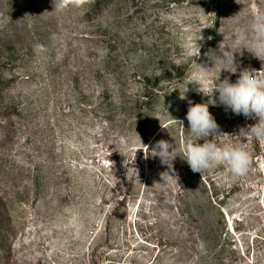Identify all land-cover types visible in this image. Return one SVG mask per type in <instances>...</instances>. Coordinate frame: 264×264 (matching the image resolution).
Listing matches in <instances>:
<instances>
[{"label": "rangeland", "instance_id": "rangeland-1", "mask_svg": "<svg viewBox=\"0 0 264 264\" xmlns=\"http://www.w3.org/2000/svg\"><path fill=\"white\" fill-rule=\"evenodd\" d=\"M256 9L264 0H86L63 13L0 0V264H264V144L243 142L244 176L194 173L179 152L188 101L207 100L193 84L180 99L183 79L213 67L205 53L239 51L221 80L261 69L244 49ZM209 111L229 135L258 122ZM159 140L177 148L178 181L145 159Z\"/></svg>", "mask_w": 264, "mask_h": 264}, {"label": "clouds", "instance_id": "clouds-1", "mask_svg": "<svg viewBox=\"0 0 264 264\" xmlns=\"http://www.w3.org/2000/svg\"><path fill=\"white\" fill-rule=\"evenodd\" d=\"M85 2L86 0H52V11L63 13L69 7H81ZM249 31L251 35L244 49L262 62L260 70L244 68L240 71L235 83L230 82L228 78L221 80V70H227L233 74L237 72L235 53L239 52L226 46L223 41L219 44L218 51L210 48L205 53L213 67L197 63L198 74L183 79L185 88L183 94H180V99H186L185 93L189 90V84L196 86L197 93L207 97L206 102L203 103L193 104L191 100L188 101L186 119L189 123L188 131L193 138H187L179 146L183 160L194 173L199 172L203 175L213 165H218L226 167L234 176H244L251 167L252 156L245 149L243 142L254 139L264 144V9H256L252 13ZM208 39L211 40L212 37L209 36ZM199 40H203V37L200 36ZM200 48L201 45L198 44V51L193 54V57L200 56ZM215 69L219 70V75L209 81L206 74ZM210 105H223L226 111L230 109L236 115L242 114L245 118L257 119L258 122L241 127L236 135L223 133L209 111ZM176 121L183 126V120ZM225 136L236 137L240 143L220 142L219 138ZM200 140H203V143H199ZM144 152L145 159L149 156L159 157L161 163L167 165L169 171L161 173L163 180L165 177H174L178 181V177L170 174L175 172L173 161L178 157L175 144L159 140L154 147ZM123 163L127 167L128 159H125Z\"/></svg>", "mask_w": 264, "mask_h": 264}]
</instances>
